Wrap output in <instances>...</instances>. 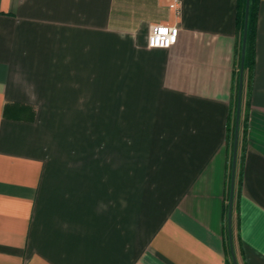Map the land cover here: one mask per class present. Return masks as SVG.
<instances>
[{
    "label": "crops",
    "instance_id": "obj_1",
    "mask_svg": "<svg viewBox=\"0 0 264 264\" xmlns=\"http://www.w3.org/2000/svg\"><path fill=\"white\" fill-rule=\"evenodd\" d=\"M237 2L0 0V264H231ZM249 103L233 247L264 264V0Z\"/></svg>",
    "mask_w": 264,
    "mask_h": 264
},
{
    "label": "trees",
    "instance_id": "obj_2",
    "mask_svg": "<svg viewBox=\"0 0 264 264\" xmlns=\"http://www.w3.org/2000/svg\"><path fill=\"white\" fill-rule=\"evenodd\" d=\"M258 1L259 0H250L249 10H248L246 46H245L244 67H243V88H242L240 119H239V139L237 146L236 171H235V186H234L235 197H237L239 192V186L242 176V164L244 160L245 137L247 132L248 111L250 106L249 92H250L251 80L253 75V69L255 65V26H256ZM244 5H245V0H238L237 13H236V31L239 35V39H238L239 43H238V50L236 51V73H235L234 87H233L234 90H233L232 102L230 107V113L228 115L227 125H226L227 202H228L229 184H230L235 110H236V101H237V86H238L242 32H243ZM226 210H227V204H226ZM232 239H234L233 232H232ZM228 250H229V246H228Z\"/></svg>",
    "mask_w": 264,
    "mask_h": 264
},
{
    "label": "water",
    "instance_id": "obj_3",
    "mask_svg": "<svg viewBox=\"0 0 264 264\" xmlns=\"http://www.w3.org/2000/svg\"><path fill=\"white\" fill-rule=\"evenodd\" d=\"M249 2L250 0H245V5H244L243 32H242L240 66H239V76H238V86H237V101H236V110H235L230 184H229V195L227 202V238H228V246H229V252H230L232 264H238L234 252L233 239H232V213H233L237 146L239 139V119H240V108H241V98H242V88H243V67H244V55H245V46H246Z\"/></svg>",
    "mask_w": 264,
    "mask_h": 264
},
{
    "label": "built area",
    "instance_id": "obj_4",
    "mask_svg": "<svg viewBox=\"0 0 264 264\" xmlns=\"http://www.w3.org/2000/svg\"><path fill=\"white\" fill-rule=\"evenodd\" d=\"M176 9V2L170 5ZM178 37V28L176 26L153 25L150 27L147 36V47L157 49H168L173 46Z\"/></svg>",
    "mask_w": 264,
    "mask_h": 264
}]
</instances>
